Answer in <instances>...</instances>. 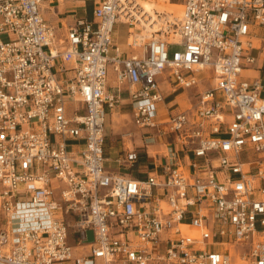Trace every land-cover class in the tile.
<instances>
[{"label": "built area", "instance_id": "built-area-1", "mask_svg": "<svg viewBox=\"0 0 264 264\" xmlns=\"http://www.w3.org/2000/svg\"><path fill=\"white\" fill-rule=\"evenodd\" d=\"M58 1L0 0V35L14 36L0 38V264H264V93L240 76L264 0H181L174 18L139 0H81L91 17L62 33L43 15ZM161 80L198 90L156 122ZM123 88L133 123L173 139L143 180L104 165ZM24 206L35 211L17 226Z\"/></svg>", "mask_w": 264, "mask_h": 264}, {"label": "crops", "instance_id": "crops-1", "mask_svg": "<svg viewBox=\"0 0 264 264\" xmlns=\"http://www.w3.org/2000/svg\"><path fill=\"white\" fill-rule=\"evenodd\" d=\"M87 3L81 0L58 1L48 8L43 9V15L57 29L58 33H62L66 28V24L72 21L75 15L87 18L91 17V8L89 11ZM258 35H261L259 31L256 37H259ZM261 50H258V48L252 50L254 61L242 67L240 76L248 81L254 78L260 79L262 83V94L264 93V51L261 52ZM115 85V77L110 73L107 85L109 94H117ZM192 88L188 89L192 90ZM160 89L165 95V101L163 103H157L155 106V115L153 118L156 122H164L167 120L169 108L182 109V104L186 102L184 94H188V89L171 91L166 81L162 80L160 82ZM119 95V102L106 112V116L108 115L107 125H109V132H104V165L113 173L143 180L148 175L160 170L157 166L162 162V155L160 153L164 150V141L166 139L169 141L171 136H158L156 130L152 127L136 126L132 121V104L129 94L123 88L120 90ZM146 136L153 138V140L146 139ZM160 139H162L160 151L158 154H155L154 148L150 145L155 144ZM132 150L136 151L137 158L130 161L127 155ZM77 247L80 246H75V248ZM83 247L87 250L86 246Z\"/></svg>", "mask_w": 264, "mask_h": 264}, {"label": "rangeland", "instance_id": "rangeland-1", "mask_svg": "<svg viewBox=\"0 0 264 264\" xmlns=\"http://www.w3.org/2000/svg\"><path fill=\"white\" fill-rule=\"evenodd\" d=\"M169 1L170 2H175V3H181V0H169ZM165 6L168 7V8H170V9H175V10H178L181 7V6H178V7L177 6H171L170 4H165ZM87 8L90 11V8H91L90 2L87 3ZM126 31H127V29H126V25L125 24H122V23L116 24L115 25L116 35H114L115 36V40H117L120 43L124 44L125 36H126ZM258 31H259V34H262V33H264V28H260ZM258 36L260 37L261 35H258ZM13 37L14 36H13L12 33H3V34L0 35V38L2 40H4V41L11 40V39H13ZM252 44L256 48H258V50H261L262 48H264V42H261L259 38L258 39L252 38ZM123 46H125V45H123ZM261 52H262V50H261ZM57 76L58 77H61L62 75L58 74ZM196 76L198 78H200V80L202 82H205L206 81L204 72H197L196 73ZM196 90H197L196 87H193L192 90H190V89L187 90L188 91L187 92L188 94H186V95L184 94V96L186 97L185 98L186 102L182 104V108H185V107L189 106V102L194 101V97H195L194 94L196 93ZM178 92H175V93H178ZM107 122H108V115L106 116V120L104 121V132H106V133L109 132L108 131L109 130V125H107ZM159 141H160V143H159ZM159 141L157 140L155 142V144H151L150 145L151 147L154 148L155 154H158L159 151H160V144L162 143V139H160ZM169 141L171 143L173 142L172 137L169 139ZM34 211H35V209H33L32 206H24L23 208L19 209L18 210V213L19 214L20 213H22V214L25 213V214H27V216L26 217L19 218V219H16L14 221V224L17 225V226H25V225L29 224L30 221H31V218H29V214H33ZM262 237H264V236H262ZM73 239H75V238H74L73 234H71V236H70V242L74 244L75 242L73 241ZM210 249H216V248L214 247V248H210ZM85 250H86L85 247H83V248L82 247L75 248V246L73 247L74 255H76L78 253H82Z\"/></svg>", "mask_w": 264, "mask_h": 264}, {"label": "bare ground", "instance_id": "bare-ground-1", "mask_svg": "<svg viewBox=\"0 0 264 264\" xmlns=\"http://www.w3.org/2000/svg\"><path fill=\"white\" fill-rule=\"evenodd\" d=\"M139 3L143 9V13L152 14L153 17H155L154 15L155 10L166 13L169 18L180 17L181 15V9H182L181 3L170 2L169 0H139ZM165 4H170L171 6H177V7L181 6V7L180 9L175 10L166 7ZM158 27H159V23L157 22H154L153 25L151 26V28L155 30L158 29ZM174 40L176 41L177 38H174Z\"/></svg>", "mask_w": 264, "mask_h": 264}]
</instances>
